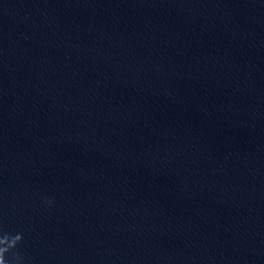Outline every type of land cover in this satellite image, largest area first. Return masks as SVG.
<instances>
[{"label":"water","instance_id":"water-1","mask_svg":"<svg viewBox=\"0 0 264 264\" xmlns=\"http://www.w3.org/2000/svg\"><path fill=\"white\" fill-rule=\"evenodd\" d=\"M0 264H264V0H0Z\"/></svg>","mask_w":264,"mask_h":264}]
</instances>
